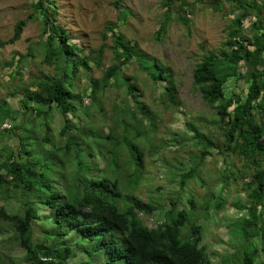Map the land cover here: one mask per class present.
<instances>
[{
  "label": "trees",
  "instance_id": "obj_1",
  "mask_svg": "<svg viewBox=\"0 0 264 264\" xmlns=\"http://www.w3.org/2000/svg\"><path fill=\"white\" fill-rule=\"evenodd\" d=\"M226 1L233 9L223 48L204 52L192 68V90L214 115L198 124L182 115L181 130L163 143L180 148L191 143L196 150L184 160H162L176 188L165 197L158 188H148L146 173L147 154L163 157L154 141L161 119L123 72L136 62L164 106L178 109L171 69L125 40L118 28L132 13L116 2L117 22L107 24L102 34L110 33L113 64L100 80L93 79L88 72L102 67L105 46L86 50L72 43L56 21V1L33 0L32 13L0 42V48L13 44L28 21L37 20L41 38L7 67L13 68L11 79L20 77L35 46L43 63L53 68L26 87L17 107L0 106V143L4 137L18 140L15 148L0 144V196L15 198L20 215L0 206V220L23 250L19 263L67 264L78 253L84 264H93L85 262L88 255L93 260L104 253V264H264L257 258L259 250L264 253V1ZM163 5L167 12L157 34L170 20L189 25L186 14L194 13L193 4L163 0ZM211 6L219 7L220 0ZM245 22L251 23L250 37L243 33ZM81 76L88 84L80 92L76 83ZM112 85L119 94L110 105L111 125L100 132L90 125L97 123V114L101 119L107 115L102 96ZM56 116L59 130L51 125ZM7 121L13 124L2 129ZM210 165L215 186L205 178ZM142 187L147 189L144 202L135 196ZM142 216H157V223L150 228ZM35 223L47 229L40 240L34 237ZM212 226H224L235 247L219 263L212 262L218 255L205 241Z\"/></svg>",
  "mask_w": 264,
  "mask_h": 264
},
{
  "label": "rangeland",
  "instance_id": "obj_2",
  "mask_svg": "<svg viewBox=\"0 0 264 264\" xmlns=\"http://www.w3.org/2000/svg\"><path fill=\"white\" fill-rule=\"evenodd\" d=\"M58 6V14L56 21L69 34L70 41L79 44L86 50H97L104 45L103 62L101 68L92 66L88 72L93 79H101L107 67L113 64V55L110 47L112 39L110 33L107 32L106 38L103 32L107 24H113L118 19V9L115 3L121 9H126L132 13L127 16V21L120 24L118 30L124 36L125 40H133L137 43L141 52L148 57L159 59L166 67L170 68L175 81L176 94L180 107L166 108L162 97L156 91L154 84L148 76L139 70L136 62H130L125 67L124 75L132 77L133 81L138 85L142 93L141 100L148 104L151 109L158 114L161 123L158 124V132L155 138L158 154L163 157L153 158L147 154L146 157V173L150 176L148 188L156 190L165 197L176 191L174 184L168 179V172L162 167L163 159L174 161L176 159H187L188 155L196 150L192 144H186L184 147H176L174 143L171 147H165L164 142L169 141L171 133L181 130V116L185 115L188 120L191 118L193 122L200 119L209 120L214 111L208 108L201 100L198 93L192 90V68L196 61L201 58L202 54L207 51H217L223 48L228 32V23L232 18V3L226 0H220V6H211L216 0H185L188 4H193L194 13H187L189 20L188 26H183L178 22L169 21L165 25V32L157 34L161 22L165 19L167 9L163 5V0H55ZM264 1V0H258ZM33 0H0V42L4 43L13 36V30L16 22L25 20L32 13ZM243 33L245 36L251 35V23L247 22L243 25ZM41 38V26L37 20H29L23 28L20 38L13 44H5L0 48V106L17 107L20 94L36 82V78L41 73L46 72L52 74V67L47 66L42 61V56L35 46L32 47L34 58L28 57L24 60L23 74L20 77L11 74L13 68L7 67V64L15 57L16 54L24 55L28 53V48ZM84 74L81 69L79 75ZM87 79L81 76L77 79V89L82 91L87 86ZM119 89L113 85L102 96L103 106L105 107L106 116L101 119V115L97 114V123L90 127L97 128L100 132H106L109 121L110 105L115 102ZM88 97L83 98V104L89 106ZM90 107V106H89ZM16 109V108H15ZM176 109V110H175ZM180 115V116H179ZM29 120V115L25 117ZM17 120H20L18 117ZM17 120H13L14 124ZM12 121H7L1 128L8 129L12 125ZM198 124V123H197ZM51 125L55 130L61 127L59 116L54 117ZM203 125V124H202ZM201 124L200 126L203 127ZM104 126L106 127L104 129ZM163 139V140H161ZM17 138L4 137L0 144L15 148L18 144ZM150 147H146L149 149ZM2 147L0 146V152ZM208 166L206 169H211ZM205 170V169H204ZM214 171L205 170V178H208L209 184L214 186ZM94 173L93 176H97ZM219 186L216 188L218 189ZM147 189L142 187L135 192V196L141 201L147 199ZM0 206L4 207L7 213L17 212L18 201L12 197L0 196ZM227 215L236 216L232 210H227ZM20 215V213H19ZM47 214H42L41 218H46ZM148 227L152 228L157 223V216L141 217ZM47 229L41 223L33 225L35 240H40V233ZM13 239V230L6 223L0 220V264H22L19 263L23 250L11 241ZM228 234L224 226L216 228L212 226L205 235V241L209 243L212 251L218 255L212 259V262L219 263V258L224 254H232L235 247L227 241ZM73 242V241H72ZM5 243V244H4ZM6 245V247H4ZM258 262L264 261V253L259 250ZM88 255L87 261L93 264H104L106 255L104 253L93 257ZM232 261V259H230ZM67 264H84L80 254H76L73 258L67 260Z\"/></svg>",
  "mask_w": 264,
  "mask_h": 264
}]
</instances>
